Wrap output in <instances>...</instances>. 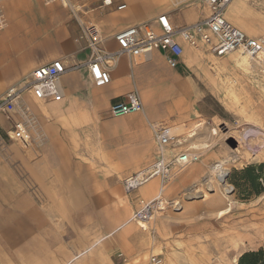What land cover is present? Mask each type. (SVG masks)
I'll return each mask as SVG.
<instances>
[{"label": "crops", "instance_id": "obj_1", "mask_svg": "<svg viewBox=\"0 0 264 264\" xmlns=\"http://www.w3.org/2000/svg\"><path fill=\"white\" fill-rule=\"evenodd\" d=\"M70 1L79 6L78 13L61 3L47 4L44 0L1 1L6 27H0V99L41 65L63 60L66 66H72L89 59L87 43L80 38L82 29L78 18L85 23L97 24L105 38V46L115 51L118 49L115 34L126 28L148 24L161 31L157 23L161 15H167L174 27H184L202 21L211 13L206 0H111L112 6H105V0ZM237 3L238 0L232 1L227 18L238 27L236 22L245 26L235 16ZM122 5L126 7L118 9ZM249 30L251 33L246 32L252 36L260 35L253 28ZM183 45L185 53L175 68L167 63L165 53L160 50L146 59L127 55L120 57L112 68L109 84L95 83L88 70L82 68L62 76L64 97L61 101L40 102L30 94L24 96L21 106L28 107L40 119L49 141L43 148L23 151L11 144L8 153L23 160H0V233L7 234L6 248L11 250L14 258L22 255V264L47 262L44 241L50 226L48 216L55 215L47 212L48 200L63 201L68 196L73 200L78 193L87 196L86 204L71 208L65 215L71 218L84 216L92 221L96 193L103 211L105 205L106 210H110L107 203L110 204L112 193H124L131 205L132 216L139 208L141 198L152 200L159 195L160 178L152 179L132 193L126 192L123 179L158 158L153 126H170L179 136L189 132L198 120L201 113L195 110L198 101L193 100L192 91L195 90L196 74L199 80L206 79L205 68L200 63L203 61L201 54L210 59L232 55L220 57ZM134 90L142 97L144 112L113 117L110 113L112 104L127 100ZM20 120L16 111L0 115V137L4 134L11 141L9 132ZM179 149L176 148L181 151ZM190 165L174 175L172 180L181 176L178 181L164 187L166 200L179 197L189 186L193 179L191 169L204 170L201 165L189 168ZM84 185L86 187L82 188ZM216 198L219 197L215 194L211 196L212 200ZM215 203L209 205L211 210L222 205L220 200ZM194 208L197 204L189 202L180 213ZM121 228L115 232L119 231L117 240L119 248L123 249L127 230ZM134 230L133 225L128 228L130 232ZM79 233L71 232L68 236L74 244L72 250H75L73 253L68 249L72 255L69 260L88 255L97 246L93 232H90L88 236L81 235L87 243L79 250ZM141 235L144 240L139 239ZM144 236L143 232L136 233L135 242L141 241L142 252L147 244ZM12 263L18 264L17 261Z\"/></svg>", "mask_w": 264, "mask_h": 264}, {"label": "rangeland", "instance_id": "obj_2", "mask_svg": "<svg viewBox=\"0 0 264 264\" xmlns=\"http://www.w3.org/2000/svg\"><path fill=\"white\" fill-rule=\"evenodd\" d=\"M235 7V16L245 26L252 27L260 35L264 34V0H238ZM201 56L203 61L200 63L205 68L206 79L199 80L196 74L195 90L192 91L193 100L198 101L195 110L201 114L189 132L179 134L177 143L181 139L186 142L177 144V148L200 152V161L189 168L201 165L204 170L191 169L193 179L180 196L175 198L182 200L185 206L189 202H195L197 208L186 209L185 213L172 208L162 211L149 225L145 223L149 227L144 231L141 225L134 220L130 221L132 209L124 193H112L110 204L107 203L110 206L108 211L106 205L103 211L102 203L97 199L99 194L96 193L93 201L95 217L92 221L84 216L71 218L65 215L66 212L70 213L71 208L86 204L87 196H80L78 193L73 200L70 196L63 201L48 200L47 212L55 215L48 216L50 226L47 227L44 241L47 262L43 264H239V258L244 252L264 248L263 235L251 234V238L237 236L240 228L251 225L258 228L264 221V218H260L262 221L254 219L258 213L264 214V191L260 194L253 193L241 174L250 165L264 164V63L248 59V64L243 62L238 53L215 59H210L206 54ZM21 107L26 112L29 109ZM28 112L31 118L29 146L24 148L2 134L0 160H23L8 153L11 144L22 151L35 147L40 149L48 144L49 138L44 125L30 109ZM17 113L20 118L24 117L21 110ZM192 132L197 134L191 138L189 135ZM204 145L209 147L205 148ZM218 163H222L228 170L226 182L233 190L232 199L235 202L224 216H220L219 211L227 206V199L223 196V188L218 184L216 173L212 169ZM180 177L171 180V184ZM125 180L126 178L123 179V187ZM261 182L264 188V181ZM212 188L216 189L215 196L223 199L221 207L214 210L209 205L218 201L205 200L201 198V193L196 192L198 189L203 190L211 198L214 193ZM132 225L136 230L130 232L128 228ZM121 226L122 230H127L123 249L119 248L117 240L119 231L115 232ZM77 231L80 232L79 250L87 243L81 239V235L88 236L90 232H93L97 246L88 255L73 261L69 260L72 255L68 249L74 253V244L68 240V236ZM108 231L112 234L104 236ZM141 232L147 240L143 252L140 249L141 241L138 244L135 242L138 238L136 233ZM141 237L142 235L139 239L144 240ZM8 240L6 233H0V264H13V261L22 264V255L16 259L11 255V250L6 248ZM130 252L136 254L132 255Z\"/></svg>", "mask_w": 264, "mask_h": 264}, {"label": "built area", "instance_id": "obj_3", "mask_svg": "<svg viewBox=\"0 0 264 264\" xmlns=\"http://www.w3.org/2000/svg\"><path fill=\"white\" fill-rule=\"evenodd\" d=\"M1 1L0 27L5 21ZM206 1L210 5L211 13L202 21L189 26L174 27L167 15H161L157 18L161 31L153 29L148 24H139L116 33L114 38L118 44V49L115 51L109 50L105 46V38L97 24L85 23L78 18L82 29L80 38L87 43L89 59L72 66H66L63 60H55L41 65L35 68L25 81L10 88L0 99V115L21 110L24 117L14 125L12 131L9 132V138L24 148L29 146L31 141L29 122L31 118L28 110L26 112L24 109H20L24 96L30 94L40 102L61 101L64 97L61 78L73 70L86 68L95 83L109 84L112 78V68L120 57L130 55L146 59L154 51L160 50L165 53L167 63L175 68L185 53L183 44L192 49L205 50L220 57L240 51L251 60L264 63V34L252 36L227 18V10L233 0ZM44 2L47 4L60 2L63 6L74 9L76 13L79 11L78 6L71 3L70 0H44ZM104 5L112 6L113 2L105 0ZM125 7L126 5H122L118 9ZM139 112H144V103L138 90L128 94L127 100L114 102L110 108L113 117H124ZM153 130L158 158L147 168L125 180L127 193L136 191L152 179L160 178L162 181L159 195L152 200L141 198L139 208L132 216V220L141 225L143 229L145 226L141 222L146 224L151 222L162 211L169 208L174 211L183 210L182 200H166L163 197L164 187L177 172L201 159V153L197 151L181 150L177 152L178 135L172 127L167 125L153 126Z\"/></svg>", "mask_w": 264, "mask_h": 264}, {"label": "bare ground", "instance_id": "obj_4", "mask_svg": "<svg viewBox=\"0 0 264 264\" xmlns=\"http://www.w3.org/2000/svg\"><path fill=\"white\" fill-rule=\"evenodd\" d=\"M231 5V4H230ZM230 7V6H229ZM3 15H4V13H3ZM5 18V17H4ZM236 24H238L240 27H242L243 29H245L248 33H251V31L249 30V27H247V26H243L242 24H239V23H236ZM6 27V19H5V21H4V23H3V25L1 26V28L3 29V28H5ZM252 28V27H251ZM253 34V33H252ZM235 53H238V54H240L241 55V59H243V62H246V63H248L249 61H248V59H250L249 57H247L245 54H243V53H241L240 51H236V52H234V53H232V54H235ZM240 59V60H241ZM249 64V63H248ZM29 110V109H28ZM197 127H200V126H197ZM237 130V129H236ZM195 131V130H194ZM193 131V132H194ZM192 132V134H190L189 135V137H193L195 134H197V133H193ZM196 132V131H195ZM259 133V132H258ZM184 142H186L185 140H183V139H181L180 141H179V143L180 144H183ZM205 146V148H207V147H209V145H204ZM194 147V146H193ZM195 148V147H194ZM197 148V147H196ZM191 149V148H190ZM192 150V149H191ZM195 150V149H194ZM212 169L214 170V172L216 173V179H217V181H218V184L223 188V196L227 199V206L225 207V208H223V209H221L220 211H219V215L220 216H224L226 213H228V211L229 210H231L232 209V206H233V204L235 203L234 202V200L232 199V192H233V190H232V188L227 184V182H226V178H227V176H228V170L223 166V164L222 163H218V164H215L213 167H212ZM211 191H216V189H213L212 188V190ZM197 193H201V198H204L205 200L206 199H211L210 198V195H209V193H205L203 190H200V189H198L197 191H196ZM213 194H215V192L213 193ZM212 200V199H211ZM216 200L217 201H223V199L221 200V198L219 199H217L216 198ZM236 201V200H235ZM215 203V202H214ZM217 203H215V205H216ZM212 206V205H211ZM261 216V217H259V216ZM258 217L257 216H254L255 218L254 219H258V220H260V221H262V219H260V218H264V214H261V213H258ZM150 223V222H149ZM262 226L261 227H258V228H256V226L254 227V225H251V226H247V227H245L244 229H242V228H240V231H239V233H237V236H240V237H242V238H251V234H255L256 236L257 235H263L264 236V221H262ZM141 224L143 225V226H145V229H147L148 227H147V225L145 224V223H143V222H141ZM250 232H252V233H250ZM236 236V237H237ZM261 239H263V238H261ZM262 241V240H261ZM237 260V259H236Z\"/></svg>", "mask_w": 264, "mask_h": 264}, {"label": "trees", "instance_id": "obj_5", "mask_svg": "<svg viewBox=\"0 0 264 264\" xmlns=\"http://www.w3.org/2000/svg\"><path fill=\"white\" fill-rule=\"evenodd\" d=\"M264 164L260 165H250L245 168L241 174L244 177L250 189L255 194H260L264 191L262 188V182L264 181ZM236 187L237 184L234 183ZM239 264H264V248L258 250H251L244 252L239 258Z\"/></svg>", "mask_w": 264, "mask_h": 264}]
</instances>
